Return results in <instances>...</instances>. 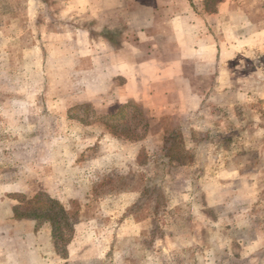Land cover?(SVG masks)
Listing matches in <instances>:
<instances>
[{
  "label": "rangeland",
  "instance_id": "374dc122",
  "mask_svg": "<svg viewBox=\"0 0 264 264\" xmlns=\"http://www.w3.org/2000/svg\"><path fill=\"white\" fill-rule=\"evenodd\" d=\"M171 13L217 55L151 115ZM0 264H264V0H0Z\"/></svg>",
  "mask_w": 264,
  "mask_h": 264
},
{
  "label": "crops",
  "instance_id": "0c3cea01",
  "mask_svg": "<svg viewBox=\"0 0 264 264\" xmlns=\"http://www.w3.org/2000/svg\"><path fill=\"white\" fill-rule=\"evenodd\" d=\"M205 1L203 0V2ZM148 27L150 29H146L144 37L148 43L146 51L151 52L153 48H160V51L170 53L172 56L167 58L163 55L139 57L140 50L137 48L131 58L123 59L117 55L118 59L114 62L118 69L129 70L128 81L134 84L130 88L128 98L137 103L141 102L142 106L145 105L144 107L149 109L152 115V110L157 107L160 95L166 93L173 95L176 92L181 96V99L182 97L186 98V89L180 85L192 83L193 78L190 77L195 69L193 64L211 63L216 58L217 46L212 43L203 45V43L196 44L190 41L186 32L184 16L180 13H171L166 18L157 17L151 21ZM165 40L169 44H161ZM121 50L119 48L116 51L121 55ZM207 52L208 56L205 54ZM186 68L190 69L188 73L185 71ZM159 85L162 87L158 88ZM125 100L127 97L122 102L125 103ZM163 109L168 111H160L155 114L162 117L167 113H173L171 105L167 108L166 104Z\"/></svg>",
  "mask_w": 264,
  "mask_h": 264
},
{
  "label": "trees",
  "instance_id": "16d2710c",
  "mask_svg": "<svg viewBox=\"0 0 264 264\" xmlns=\"http://www.w3.org/2000/svg\"><path fill=\"white\" fill-rule=\"evenodd\" d=\"M206 2H207V0H206ZM170 136H168L167 138L168 139H172V138H174L175 136H176V133H171V134H169Z\"/></svg>",
  "mask_w": 264,
  "mask_h": 264
}]
</instances>
